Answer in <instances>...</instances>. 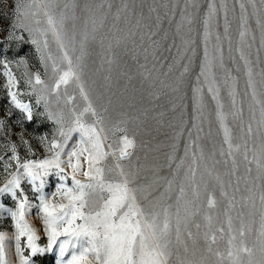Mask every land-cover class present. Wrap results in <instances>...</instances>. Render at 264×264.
Wrapping results in <instances>:
<instances>
[{"label":"snow or ice","instance_id":"snow-or-ice-1","mask_svg":"<svg viewBox=\"0 0 264 264\" xmlns=\"http://www.w3.org/2000/svg\"><path fill=\"white\" fill-rule=\"evenodd\" d=\"M250 2L264 47V0H260V9L256 8L254 0ZM197 6L196 0H191V7ZM188 7L186 4L181 10L176 23L175 36L180 38L179 44L174 40L165 48L167 32L160 37L159 15L151 26L142 24V18L137 19L123 37L115 38L117 45L122 40L131 39L135 48L139 34L145 61L140 65L144 80L154 82L158 78L154 74L159 73L167 81L160 82L176 94L186 86L196 53L195 42L191 38L196 18ZM240 9L239 35L243 40L248 35V16L244 3L240 4ZM220 10L225 15L223 38L229 39L231 50L227 9L223 4L217 9L210 2L202 20L203 57L191 86L194 113L191 127H185L187 121L181 107L165 164L145 166L132 162L137 142L134 135L128 134L129 122L139 117H129L121 111L119 118L113 121L109 109L116 94L110 91V77H105V91L97 93L95 99L93 89L84 78L89 55L88 25L91 24V39L95 40L98 28L103 27V18L97 19L93 14L85 22L84 30L78 31L76 17L69 14L67 3L61 9L59 0H15L11 27L28 33L47 77L42 78L39 72H26L24 83L30 88L27 95H35L36 106L43 104V112L39 115L55 125L51 138L47 134L38 137L45 153L42 158H21L15 142L0 145V149L10 150L7 159L0 157L4 159L3 172L7 174L6 182L0 186V196L9 194L16 205L12 211L0 204V210L10 211L18 264H30L32 256L52 252L54 247L58 248L56 264H207L205 257L196 258L202 227L205 251L217 258L215 264H264V71L260 73L258 87L252 62L242 47L236 49L247 77L245 97L248 98L249 118L245 123L243 102L239 105L237 102V78L229 71L225 72L223 80L216 74L217 68L224 65L222 37L218 32L214 34V20ZM122 13L126 22L129 14H133L126 2L117 10L114 19L120 21ZM70 20L71 28L68 26ZM173 47L176 53L169 62L161 53L171 52ZM111 48L112 41H109V52ZM149 61L151 68L148 67ZM103 62L110 66L114 58L106 55ZM0 64L5 69L3 75L7 78L5 87L11 105L20 110L25 120L32 121L34 106L23 101L25 93L19 87L20 80L11 71V62L4 60ZM165 65L166 72L162 70ZM174 70H177L175 74ZM222 87L228 89L230 98L227 110L221 97ZM205 91L215 104L214 118L217 133L221 136L219 155L225 158L226 165L229 162L232 165L227 174H236L239 156L246 165L247 175L243 177L246 186L251 183L247 187L248 195L242 198L243 206L251 208L249 218H245L243 211L239 212L238 226H234L230 214L236 207L235 196H230L228 191L231 181L226 185L214 168L209 167L206 160L211 157L205 156L200 143L204 123L209 121ZM7 116H12L11 110ZM229 118L240 121L239 142L234 138ZM4 128L5 121L0 118V131ZM184 132H187L188 139L183 156H178L177 148ZM11 134L9 129L8 135ZM19 138L28 153L35 156L23 132L19 133ZM215 155L213 151L212 156ZM252 165L256 170L254 178L251 177ZM164 166L168 168V175L160 174ZM49 175H55L59 183L51 197L46 198L44 187ZM237 179L239 181L240 178ZM24 180L33 192L39 193L40 216L47 239L43 247L37 243L40 236L25 219L28 197L21 184ZM213 182L219 188L220 196L227 201L224 212L226 228L224 223L214 227L213 212L218 201L214 188L210 187ZM238 190L237 187L234 191ZM256 216L259 217L258 227H254ZM197 217L202 218L203 224ZM193 226L197 230L195 233L191 230ZM225 237L226 248L221 251L218 244ZM22 238H25L23 245ZM7 239L6 233L0 231V264H12L6 251ZM190 247L191 257L188 255ZM25 249L29 250L28 255H25Z\"/></svg>","mask_w":264,"mask_h":264},{"label":"rangeland","instance_id":"rangeland-1","mask_svg":"<svg viewBox=\"0 0 264 264\" xmlns=\"http://www.w3.org/2000/svg\"><path fill=\"white\" fill-rule=\"evenodd\" d=\"M15 0H0V62L7 60L11 62V71L20 80V89L25 95L22 97L24 102H29L34 106V117L32 121H27L23 118L20 110L16 109L10 103V98L7 93L5 84L7 78L3 75L5 69L0 64V118L5 121V128L0 131V145L7 142H15L18 146V153L21 158L38 159L42 158L45 153L43 148L39 145L38 137L42 134H47L51 138L55 125L48 121L45 116L39 115L43 112V104L38 107L35 104V95L29 97L27 93L30 88L24 83L27 79L25 73L39 72L42 78L47 79L44 75V66L40 62V55L37 53L35 46L31 43V38L28 33L21 29H13L11 27L13 21L12 10ZM127 3L133 14H129L127 22L124 20V14H121L120 21L114 19L115 13L120 9L123 3ZM214 3L217 9H220L221 4L227 9V20L230 24L229 38L231 41V50L229 39L224 37V11L220 10L214 20V34L218 32L222 37V46L224 53L223 68H217L216 74L218 78L223 80L226 71L231 72L237 78V102L238 105L243 102L245 123L249 118L248 113V98L245 97V86L247 77L244 74L243 62L239 59V52L236 51L238 47H242L248 59L252 62V68L257 81V86H260L261 76L260 73L264 71V47L261 45V29L256 24V16H253V8L250 0H196L197 7H191V0H59V6L64 8L65 3L68 4V11L70 15H75V24L78 31L84 30L85 22L94 14L97 19L103 18V27L98 28L95 33V40L91 39V24L88 28L90 32V39L87 45L88 58L86 61V69L84 78L90 88L93 89V98L95 99L97 93L104 92L105 77H110L111 88L110 91L115 93L113 105L110 106L109 113L113 121L118 119V113L123 111L129 117H139L138 120H131L128 124V134L134 135L137 142V148L134 156L132 157L133 163L143 164L145 166L151 165H164L165 156L169 151L168 145L171 142L170 138L173 134L176 124L180 118V109L183 108V118L187 123L185 127H191L193 113V94L191 90L192 84L195 82V77L199 73V64L203 57V44H202V20L208 10V4ZM256 8L260 9V0H254ZM244 3L246 13L248 16V35L241 40L240 32V17L241 9L240 4ZM111 4V8H109ZM188 4V11L191 12L195 18L196 23L193 26L191 38L193 39L194 47L196 49L195 57L192 65V72L186 78V86L179 94L173 93L160 81L165 80L164 76L156 73L158 78L154 82L144 80L141 75V64H144V57L141 54V41L139 34L136 36L135 48L131 39L122 40L117 45L115 38L117 36L123 37L129 30V27L135 23L137 19H141L142 24L153 25L156 17L160 16V37H163L167 32V39L164 40L165 48L167 45L172 44L175 40L179 44L180 38L175 36L176 23L180 19V12ZM173 6H175L173 8ZM156 11H150V9ZM259 14V13H258ZM69 28L72 26V21L68 22ZM147 31V29H144ZM11 36V38H9ZM21 37V38H17ZM159 38V37H158ZM103 39V44L101 40ZM112 41L111 52L108 51V42ZM176 53V48L173 47L171 52L162 51L161 55L167 57L169 62L172 56ZM111 55L114 62L109 66L104 63V57ZM25 61L26 63H20ZM151 68V61L148 63ZM158 69L160 66H157ZM167 71L166 65L162 69ZM177 70H174V74ZM167 79H171L168 77ZM125 89L127 91L125 92ZM72 89H69L71 92ZM107 96V93H105ZM221 97L225 104L226 110L230 107V98L228 96V89L221 88ZM205 100L207 104V113L209 121L204 123V132L201 134L200 143L204 147L206 157H211L206 160L209 167H213L215 172L218 173L227 185L231 181V187L228 188L229 195L235 196L236 207L230 211L233 217L234 226H238L239 220L237 214L241 211L245 213V218L248 219V213L251 211L250 207L243 206L242 198L248 195L247 187L251 186L249 182L243 179L247 175L245 168L246 165L242 162L241 158L237 157L238 167L235 175H228L231 171L232 165L229 162L227 165L224 163V157L219 155V148L221 144V136L217 133V126L214 118L215 104L207 96L205 91ZM11 110L12 116L8 117L7 112ZM229 124L233 130L234 138L239 142L241 131L240 121H233L229 118ZM11 130V135H8V130ZM209 131L211 134L209 135ZM23 135L31 143L35 151V156L28 153L27 149L20 143L19 133ZM193 130V136H195ZM119 135V133H117ZM188 134L184 132L180 137V142L177 148L178 156H183L184 144L187 142ZM213 151L216 155L213 157ZM10 150L0 149V157L7 159ZM4 159H0V186L6 182L7 174L3 172ZM251 177L256 176L255 165H252ZM14 170V168L12 169ZM150 174V173H149ZM161 175H168V168L164 166L161 170ZM240 178L239 181L237 178ZM83 179V177H81ZM59 183L55 175H49L46 178L44 187V195L50 198L55 191L56 185ZM69 186L71 182L68 181ZM259 183V181H257ZM25 190V195L28 197V206L26 210L25 219L36 230L40 239L37 243L43 247L47 243L44 235L43 220L40 216L38 199L39 193L33 192L31 186L26 180L21 182ZM214 188L215 195L218 201V207L214 210V227L224 223L225 228V209L227 201L220 196L219 188L215 187V183L210 186ZM238 187V191H234ZM58 199V198H57ZM0 204L4 205V209L15 211V201L9 194L0 196ZM257 209L259 208V190H257L256 199ZM198 222L203 224L201 217H197ZM256 223L254 227L259 225V217H255ZM191 230L195 233L197 230L193 226ZM0 231L6 233L8 239L6 240V251L8 259L12 264H18L14 248V234L15 228L11 218L10 211L0 210ZM198 238L196 246V258L201 256L205 257L207 264H215L216 257L205 251L206 245L204 243L202 233ZM25 238H22V245ZM226 240L220 241L218 247L221 251L226 248ZM216 247V246H214ZM71 251V250H70ZM29 254V250L25 249V255ZM70 254V253H69ZM66 254V255H69ZM180 255L183 257V249H180ZM188 255L191 257V247ZM58 259V248L54 247L52 252L43 254H36L31 257L30 264H56ZM175 259V257H174Z\"/></svg>","mask_w":264,"mask_h":264}]
</instances>
